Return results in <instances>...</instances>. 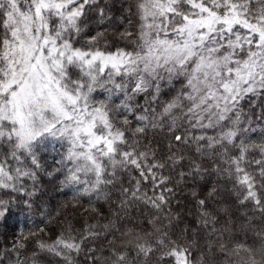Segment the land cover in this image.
I'll return each instance as SVG.
<instances>
[{"label":"snow or ice","instance_id":"snow-or-ice-1","mask_svg":"<svg viewBox=\"0 0 264 264\" xmlns=\"http://www.w3.org/2000/svg\"><path fill=\"white\" fill-rule=\"evenodd\" d=\"M124 2L0 0V264H264V0Z\"/></svg>","mask_w":264,"mask_h":264},{"label":"trees","instance_id":"trees-1","mask_svg":"<svg viewBox=\"0 0 264 264\" xmlns=\"http://www.w3.org/2000/svg\"><path fill=\"white\" fill-rule=\"evenodd\" d=\"M115 9L114 12H116L117 15L121 14L122 9L127 8V3L124 2V0H115ZM260 105H264V101L259 102ZM259 107H257L254 111L258 114L259 113ZM259 133L254 134V138H258ZM64 197L57 191L53 189L51 185L45 184V191L44 194L41 197V201L45 202V207H47L48 201H51L52 205L54 206L58 200H62ZM21 221H23V217L20 218ZM44 219V217L41 215L40 211L38 210L37 213L31 217V219L28 221L27 226H31L34 224H40L41 220ZM16 223L14 218H10L9 220V227L13 226ZM24 226V225H22ZM2 230V229H0Z\"/></svg>","mask_w":264,"mask_h":264},{"label":"rangeland","instance_id":"rangeland-1","mask_svg":"<svg viewBox=\"0 0 264 264\" xmlns=\"http://www.w3.org/2000/svg\"><path fill=\"white\" fill-rule=\"evenodd\" d=\"M49 151H51V148L49 149ZM54 154V153H53Z\"/></svg>","mask_w":264,"mask_h":264}]
</instances>
